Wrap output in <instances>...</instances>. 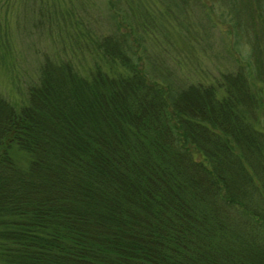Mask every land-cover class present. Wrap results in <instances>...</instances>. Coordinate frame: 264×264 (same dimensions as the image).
I'll return each mask as SVG.
<instances>
[{
  "label": "trees",
  "instance_id": "obj_1",
  "mask_svg": "<svg viewBox=\"0 0 264 264\" xmlns=\"http://www.w3.org/2000/svg\"><path fill=\"white\" fill-rule=\"evenodd\" d=\"M208 1L236 51L210 82L126 24L0 93V264H264V1Z\"/></svg>",
  "mask_w": 264,
  "mask_h": 264
},
{
  "label": "rangeland",
  "instance_id": "obj_2",
  "mask_svg": "<svg viewBox=\"0 0 264 264\" xmlns=\"http://www.w3.org/2000/svg\"><path fill=\"white\" fill-rule=\"evenodd\" d=\"M211 8L208 0H0V93L20 102L47 57L92 67L93 37L126 24L144 36L152 70L210 82L236 66L227 22Z\"/></svg>",
  "mask_w": 264,
  "mask_h": 264
}]
</instances>
